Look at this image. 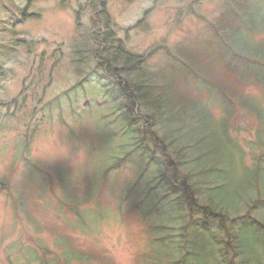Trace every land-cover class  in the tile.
I'll return each instance as SVG.
<instances>
[{"label":"rangeland","instance_id":"rangeland-1","mask_svg":"<svg viewBox=\"0 0 264 264\" xmlns=\"http://www.w3.org/2000/svg\"><path fill=\"white\" fill-rule=\"evenodd\" d=\"M154 1L0 0V102L5 103L0 110V181L7 183L17 198V209L13 210L0 193V264H38L34 260L37 255L62 264L64 252L72 257L69 264H137L146 249L151 255L150 236L124 201L123 182L134 179V169L125 168L114 178L108 175L99 179L98 161L103 159L105 149L99 150L95 134L99 116L94 114L102 111L94 109L90 117L83 112L84 121H74L68 114L70 99L65 97L66 91L76 93L83 78L105 76L102 70H96L104 62L105 51L114 52L113 48L108 50L107 33L115 36L114 45L144 57L147 66L153 68L157 63L165 77L181 69V76L177 74L174 82L180 90H187L184 99L200 102L212 119H222L225 127L207 136L199 130L198 135L206 137L201 146L213 147L205 161L221 171L215 179L225 181V196L228 191L240 199L248 196L245 189L251 182L245 181L251 180L243 174L239 159L228 156V152L235 154L224 136L230 131L229 124L232 136L246 152V164L251 165L248 142H258V130L260 140H264V124L259 129L262 123L258 120L262 116L264 123V88L255 77L248 83L228 73L225 64H231L228 58L232 61L244 57L250 70H259L264 80V0H242L243 6L236 2L240 9L232 5L233 0ZM232 11H239L243 19L233 16ZM218 38L222 42L218 43ZM161 44L169 46L162 59L161 51H153ZM229 51L234 53L233 59ZM90 71L96 72L90 75ZM181 80L189 84L184 86ZM86 88L94 97L90 86ZM108 88H115L114 81ZM95 91L102 94L101 100L109 99L102 89ZM228 91L234 95L231 105ZM18 94L24 96V101L16 100L8 108L6 105ZM115 95L120 96L116 91ZM72 97L82 113L86 100L82 94ZM235 97L244 103L237 105ZM53 103L62 104L79 139H72L55 122H42L45 108ZM180 113L190 116L186 124L194 128L191 118L197 121L207 111L195 106ZM88 126L91 130L86 131ZM235 128L247 131L235 133ZM24 133L28 137L35 134L28 139ZM257 142L256 153L264 157V148ZM25 147L27 158L45 176L19 156ZM99 151L101 157H97ZM120 156L122 153L116 154ZM103 160L102 170L111 159ZM259 161L264 166V159ZM119 201L125 203L123 213L117 210ZM77 214L83 224L75 217ZM255 215L249 222L258 226L260 220L264 222V210ZM183 225L180 222L178 227L182 229ZM74 253L82 258L81 263L71 255ZM66 255L65 259L71 258Z\"/></svg>","mask_w":264,"mask_h":264},{"label":"trees","instance_id":"trees-1","mask_svg":"<svg viewBox=\"0 0 264 264\" xmlns=\"http://www.w3.org/2000/svg\"><path fill=\"white\" fill-rule=\"evenodd\" d=\"M105 40L109 44L108 50L113 48L115 54L111 56L113 53L105 51L106 56L102 57L106 61L103 63L105 67L100 65L96 71H100L101 68L109 73L116 80L115 88L121 96L114 98L115 101L109 107V113L116 116L113 118L115 128L105 127L107 122L101 112L104 109L100 110L99 106L96 108L101 112L100 114L95 111L94 114L99 116L98 133L94 132L100 145L99 149L112 151L114 144L120 142V152L134 150L140 153V149L146 143L144 139L148 137V132L152 131L154 147L164 144L168 148L166 152L161 153L167 155L169 170L167 190L171 192L170 195H181L178 200H175V197L171 203L164 206L157 199L160 195V186L157 183H151L153 185L150 186L140 184V187L147 186L148 191L151 192V199L161 204H153L152 215L160 220L153 227V232L160 227L162 221L165 222L164 220L172 216L180 217L185 213L183 209L190 207L184 215L186 220L182 221L184 244L177 245L172 231L168 230V234L164 231L158 238L160 242H154L158 245L154 248L158 251V255L140 256L137 264H264V232L261 231L259 234L252 230L250 225H239L236 220L240 210L249 208L255 199L261 200L263 197L264 166L261 163H254L252 167H241L243 174L251 180L245 181L251 182L245 189L248 196L240 199L229 191L228 197L225 196L222 191L225 181L215 179V174L221 171L216 172L219 168L205 161L207 156H211L213 147L201 146L206 137L203 139L201 134L198 135L199 130H202L206 136L216 133L208 118L205 120L200 117L197 121L191 118V125L195 126L188 128L186 121H190V116L180 112L192 109L197 104L184 99L182 90L175 85L173 78L162 75L156 66L153 68L147 66L144 57L135 56L121 46L114 45L115 36L111 33L106 34ZM84 52L88 50L84 49ZM90 58L99 59L97 56ZM159 99H162L163 103H160ZM116 128L117 132L114 134L117 138L113 136L112 131ZM227 144L236 155V150L232 146L235 143L228 141ZM152 154L154 155V152ZM157 154L160 152L155 156ZM235 155L228 152L230 158L237 159L238 154ZM117 158L114 156L112 160H121L124 157ZM230 166L234 168L233 165ZM183 172L185 174L182 176ZM184 181H187V184ZM151 199L145 198L142 201H151ZM206 216L215 223L218 221L217 228L221 230L220 235H215L211 228L205 229ZM226 218H228V230L225 227ZM167 235L171 239L163 242ZM160 259L165 261L162 263Z\"/></svg>","mask_w":264,"mask_h":264},{"label":"bare ground","instance_id":"bare-ground-1","mask_svg":"<svg viewBox=\"0 0 264 264\" xmlns=\"http://www.w3.org/2000/svg\"><path fill=\"white\" fill-rule=\"evenodd\" d=\"M2 23V21H0V24Z\"/></svg>","mask_w":264,"mask_h":264}]
</instances>
